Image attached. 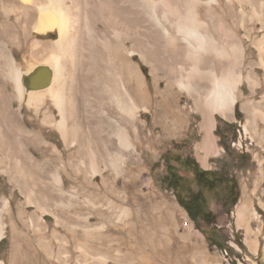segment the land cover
Instances as JSON below:
<instances>
[{
	"label": "rangeland",
	"instance_id": "1",
	"mask_svg": "<svg viewBox=\"0 0 264 264\" xmlns=\"http://www.w3.org/2000/svg\"><path fill=\"white\" fill-rule=\"evenodd\" d=\"M130 5L126 17L130 35L139 33L137 44L143 57L135 54L134 61L145 95L135 100L137 117L128 127L133 147L125 152L124 161H116L115 168L107 158H99L94 174L89 157L75 152L80 144L101 146L109 132L104 124L108 116L95 103L94 93L82 108V119L84 129L94 119L97 131L92 137L70 135L69 141H74L70 145L56 127L44 121L48 114L54 122L59 120L52 101L45 98L38 108L29 106L26 92L20 101L11 81L5 79L21 126L43 141L24 142L18 134L19 146L50 169L59 167L62 183L59 191L50 175L41 182L34 174V186L24 188L20 180L30 178L28 174L3 160L0 202L6 200L7 207L2 215V264H264V0H216L210 9L220 12L227 28L236 34L242 48L239 70L243 79L236 101L240 114H236V103L230 117L215 113L213 135L218 153L208 155L201 148L205 134L202 107H196L193 95L168 84L172 61L183 59L167 46L158 27L147 20L141 22L148 16L140 15L133 2ZM16 15L11 20L15 34L11 40L4 39V44L24 72L30 65L40 64L30 55V42L54 40L57 32L42 35L30 28L25 36ZM99 30L89 34L84 28L73 64L68 66L77 76L90 74V85L106 93L104 83L115 79L116 67L107 64ZM111 139L117 146L116 137ZM193 161L200 168L194 169ZM168 167L188 176L195 190V170L230 174L236 181V196L222 206L220 195L211 193L207 208L212 225L193 221L166 182L171 173ZM244 201L248 203L249 230L236 221L237 206ZM253 240L256 251L251 247Z\"/></svg>",
	"mask_w": 264,
	"mask_h": 264
},
{
	"label": "bare ground",
	"instance_id": "2",
	"mask_svg": "<svg viewBox=\"0 0 264 264\" xmlns=\"http://www.w3.org/2000/svg\"><path fill=\"white\" fill-rule=\"evenodd\" d=\"M130 2L140 15L148 16L147 19L142 17L141 22L147 20L158 27L167 46L177 53L180 60L183 59L179 63L172 61L168 84L193 95L196 107H202L201 128L205 134L201 148L206 155L218 153L213 135L214 115L218 113L225 118L232 115L243 75L239 70L242 48L235 32L227 28L220 12L210 11L216 0H0V165L7 159L14 170H24L30 177L20 180L24 188L34 186V174L41 182L50 175L52 184L61 191L62 177L59 167L50 169L45 162L24 153L19 146L18 134L24 137V142L39 144L43 141L37 133L21 126L12 108L13 96L8 93L5 79L11 81L13 92L20 101L26 92L29 106L38 108L45 98L52 101L59 120L54 122L53 115L48 114L44 121L56 127L70 145L74 144V141H69L70 135L92 137L97 131L94 119L87 121L86 129L82 119V108L87 104L88 96L94 93L95 103L104 107L103 113L108 116L104 124L109 132L101 140V146L80 144L75 151L79 156L89 157L88 166L94 174L97 173L99 158H107L115 168L116 161H124L125 152L133 147L128 127L137 117L139 106L135 100H142L145 91L134 61L135 54L143 57L137 44L139 33L134 31L135 36L130 35L132 28L126 17L130 13ZM15 12L25 36L30 28L42 35L48 31L57 32L54 40L30 42V55L40 60V64H32L24 72L16 66L13 53L6 50L4 44V39L11 40L15 34L11 22ZM203 17L209 20L203 21ZM84 28L89 34L99 33L101 29L102 39L99 40L106 49L107 64H112L110 68L116 67L115 79L104 83L106 93L96 91L90 85V74L77 76L68 66L73 64L76 45L81 42L79 37ZM44 50L47 51L45 55L42 54ZM186 62L189 63L187 66L184 65ZM39 66L49 68L50 84L46 90H26L24 76ZM112 135L116 137L117 146L111 139ZM106 162L103 160L104 164ZM28 194L30 198L31 191ZM38 204L44 211L41 203ZM6 207V200L0 202V238L4 231L2 215ZM247 217L248 203L244 201L237 206L236 221L249 230ZM251 247L256 251V240L252 241Z\"/></svg>",
	"mask_w": 264,
	"mask_h": 264
},
{
	"label": "flooded vegetation",
	"instance_id": "3",
	"mask_svg": "<svg viewBox=\"0 0 264 264\" xmlns=\"http://www.w3.org/2000/svg\"><path fill=\"white\" fill-rule=\"evenodd\" d=\"M192 175L197 184L196 190L191 188L188 176L179 179L173 173H169L167 175V180L173 186V189H175L180 205L185 210L186 214L193 221L200 219L212 225V219L209 217L211 213L207 208L208 195L217 192L221 197L222 206H227L232 203L236 196V181L227 173L197 171L192 173ZM183 193H186V195Z\"/></svg>",
	"mask_w": 264,
	"mask_h": 264
},
{
	"label": "water",
	"instance_id": "4",
	"mask_svg": "<svg viewBox=\"0 0 264 264\" xmlns=\"http://www.w3.org/2000/svg\"><path fill=\"white\" fill-rule=\"evenodd\" d=\"M51 72L46 66H39L30 74L25 75L23 84L26 90L42 89L50 84Z\"/></svg>",
	"mask_w": 264,
	"mask_h": 264
},
{
	"label": "trees",
	"instance_id": "5",
	"mask_svg": "<svg viewBox=\"0 0 264 264\" xmlns=\"http://www.w3.org/2000/svg\"><path fill=\"white\" fill-rule=\"evenodd\" d=\"M236 114H237V116H239V114H240V113L238 112V109H237V103H236ZM192 164H193V166H194V169L200 168L197 162L193 161ZM169 169H170V167H168V171H169ZM197 171L207 172L206 170L200 169V170H195L193 173H195V172H197ZM169 172L173 173V174H174L177 178H179V179H183V178L185 177V176L180 175L179 173L173 172V170H170ZM207 173H210V172H207ZM167 178H168V177H167V175H166L165 179H166V182H167L168 186L171 187V188H173V186L168 182ZM183 194L186 195V193H183ZM177 197H178V196H177ZM234 198H235V197H234ZM177 199H178V198H177ZM178 201H179V199H178ZM179 203H180V201H179ZM214 244H217V243L214 242ZM223 248H227V247H223Z\"/></svg>",
	"mask_w": 264,
	"mask_h": 264
},
{
	"label": "built area",
	"instance_id": "6",
	"mask_svg": "<svg viewBox=\"0 0 264 264\" xmlns=\"http://www.w3.org/2000/svg\"><path fill=\"white\" fill-rule=\"evenodd\" d=\"M222 251L229 257L230 253L227 248L222 249Z\"/></svg>",
	"mask_w": 264,
	"mask_h": 264
}]
</instances>
